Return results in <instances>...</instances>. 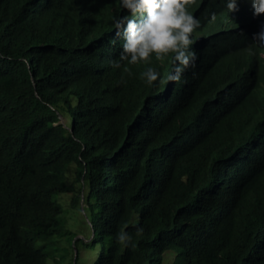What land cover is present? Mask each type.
<instances>
[{"label": "trees", "instance_id": "1", "mask_svg": "<svg viewBox=\"0 0 264 264\" xmlns=\"http://www.w3.org/2000/svg\"><path fill=\"white\" fill-rule=\"evenodd\" d=\"M218 6L194 12L211 43L194 52L230 64L256 46L212 49L204 22ZM119 12L115 0H0V264H86L95 246L92 264H264V146L254 161L245 151L264 140V88L232 96L239 77L221 66L166 99L163 82L139 76L144 63L113 67L118 53L92 34ZM65 194L71 220L90 213L93 238L78 228L74 240Z\"/></svg>", "mask_w": 264, "mask_h": 264}, {"label": "clouds", "instance_id": "2", "mask_svg": "<svg viewBox=\"0 0 264 264\" xmlns=\"http://www.w3.org/2000/svg\"><path fill=\"white\" fill-rule=\"evenodd\" d=\"M115 1L121 12L113 16L105 15L96 21L92 34L104 47L118 53V59L111 61L113 67H119L121 62L128 65L144 63L147 68L139 76L149 86L154 82H163L166 99L171 97L176 82L183 78L188 81L200 72L211 73L221 66H227L239 77L238 81L231 79L232 82L227 85L226 89L233 93L232 96H245L253 88H264V0H218V9L210 13L204 22L214 39L212 49L217 51L222 44L236 45L245 37L256 46L247 51L235 50L234 62L227 64L231 59L220 65L212 64L206 53L199 55L194 52L201 44L205 50L211 48L207 29L202 33L200 28L196 36L199 21L194 12L198 16L197 11L205 0H194V3L197 1L194 12L186 8L191 0ZM93 9L94 5L89 2L82 13ZM48 33L56 48L62 44L59 30L49 28ZM158 69L163 71L162 76ZM223 78L222 72L217 76L218 85L222 84ZM261 115L264 117L263 113ZM253 127L256 129L255 124ZM259 146H264V140L245 143V151L253 161L261 157ZM135 230L139 233L142 228L136 227ZM116 240L126 246L131 236L121 229L116 233Z\"/></svg>", "mask_w": 264, "mask_h": 264}, {"label": "rangeland", "instance_id": "3", "mask_svg": "<svg viewBox=\"0 0 264 264\" xmlns=\"http://www.w3.org/2000/svg\"><path fill=\"white\" fill-rule=\"evenodd\" d=\"M61 120L62 122H64L65 124L69 125V116H66L65 114H63V116L61 115ZM73 194V193H72ZM70 198L71 195L69 194H65L61 197V202L63 203V208L65 207L66 209H70ZM76 220L73 221L70 218L67 219V221H69V226L70 228L74 231V232H79L80 234L78 236L81 237V235H83V233H81L78 228H80L81 230H83L84 232H86L87 236L90 234V227H88L89 223L88 220L90 219V213L89 212H84L82 211L81 214L77 213L75 215ZM65 244H67V242H64ZM95 250L97 249V247L94 248ZM87 257H86V264H92L93 262H90V258H94L96 256V253L94 250H88L87 252Z\"/></svg>", "mask_w": 264, "mask_h": 264}, {"label": "bare ground", "instance_id": "4", "mask_svg": "<svg viewBox=\"0 0 264 264\" xmlns=\"http://www.w3.org/2000/svg\"><path fill=\"white\" fill-rule=\"evenodd\" d=\"M145 65H148V64H145ZM83 204H84V197L81 195V199H80V205H81V208L83 207ZM198 204H200V201H198ZM66 220L69 218L68 217V209H66ZM91 220L89 219L88 220V223H89V227H90V236L89 237H86L85 239H86V241L87 240H89V239H91V238H93L94 236H95V228L94 227H92V223L90 222ZM184 222V221H183ZM258 231H259V229H258ZM251 236L252 237H254V236H256V237H258V233L256 232V231H251ZM263 234H264V232H263ZM79 235V234H78ZM78 235L74 238V240L78 237ZM74 240H73V243H74ZM96 247V246H95ZM74 252H76V248H74ZM94 251H95V253H97V249L95 250V249H93ZM86 257H87V254H85L84 255V259H86Z\"/></svg>", "mask_w": 264, "mask_h": 264}]
</instances>
